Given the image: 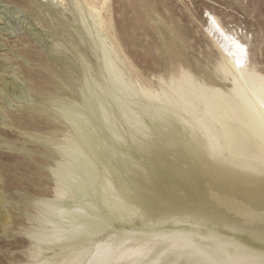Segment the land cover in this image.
I'll use <instances>...</instances> for the list:
<instances>
[{
	"label": "bare ground",
	"instance_id": "6f19581e",
	"mask_svg": "<svg viewBox=\"0 0 264 264\" xmlns=\"http://www.w3.org/2000/svg\"><path fill=\"white\" fill-rule=\"evenodd\" d=\"M112 1H18L31 11L25 31L46 53L56 56L63 53L61 42L71 44L79 70L75 80L83 81L70 87L76 100L51 97L53 81L67 74L53 69L43 53L35 59L28 41L20 47L32 64L27 70L18 72L0 60V145L11 149L17 139L32 148L15 154L18 167H30L23 185L33 188L22 194V210L1 186L0 165V242L7 239L8 247L19 250L5 259L10 264L259 261L264 258V71L250 57L247 36L242 40L238 30L207 12L204 38L215 57L192 65L184 39L163 23L159 70L143 79L120 56ZM144 1L122 0L121 21L130 12L135 25L145 27L154 10L152 1ZM66 6L74 21L68 30L54 21ZM211 17L247 46L243 69L236 68L229 55L235 49ZM3 47L0 42V52ZM33 93L38 100L19 107L25 114L7 119L4 104H23Z\"/></svg>",
	"mask_w": 264,
	"mask_h": 264
},
{
	"label": "rangeland",
	"instance_id": "374dc122",
	"mask_svg": "<svg viewBox=\"0 0 264 264\" xmlns=\"http://www.w3.org/2000/svg\"><path fill=\"white\" fill-rule=\"evenodd\" d=\"M18 1L21 0H0V29L2 31L0 33V42H2V45L4 46L2 48V51L0 52L1 55L0 60L3 63H5L7 66L11 67V69H15L18 72L22 68L27 70L32 64L29 61L28 56L20 51L21 50L20 47L22 48L28 46V44L24 41H28V43H33L30 49H32V53L34 54L35 59H39L41 56L40 53H43L44 57L48 58L49 61L51 62L52 67L54 66L53 69L56 70L58 69V71L63 70V72L64 73L66 72L67 74L68 79L65 78L63 80L59 79L53 81L52 83L53 85L49 87V92L52 93V94L50 93L51 97L58 96L61 98H69L76 100V98L72 96L71 89H75L78 83L80 84L83 80H80L79 82L75 80V76L77 75L79 70L77 68V63L75 62V56L71 53V50H69L71 49V46H69L71 44L67 42V40L61 42V50H63V53L59 52V54H57L58 56L46 53L43 50V47L40 46V44L36 43V41L34 42V37L31 36L30 34L28 35L27 31H25L28 30V28H30V23L32 21V18L30 17L31 11L28 8H25L22 5L18 4ZM32 1L37 2L40 0H32ZM42 1L44 2L46 0H42ZM148 1L153 2L152 8L154 10V13L152 17L145 18V21L143 23L145 24V27L140 25H135L133 21L134 16L130 12H125L124 13L125 22L121 21L120 14L119 12H117V9L119 8V4L122 2V0L112 1V8L114 10L113 18L116 23V30L118 32V38H119L118 46H119L120 56L131 66L132 70L136 68L138 72H140L143 79L150 78L151 74H155L159 70V61H161L163 57L161 50V45H162L161 34L166 33V31L163 29V25H164L163 23L169 24L184 39L185 41L184 44H186L184 51L187 54V57L192 65H194L197 60L201 61L207 59L212 61L214 59L215 53L209 47L206 39L204 38L207 12H210L211 14L217 16L224 24V26L230 29L238 30L237 31L239 33L238 36L242 40H245L244 37L247 36V41L249 44L248 48L250 50V57L253 58V60L257 63L259 69L264 71V0H148ZM141 2L142 4H145L144 0H141ZM61 12L63 15L60 18H54V21L57 24L59 23L62 25L65 24L64 27L67 30L68 28L72 29L71 23L74 22L72 17V10L69 8V6H66V9L61 10ZM140 16L144 18V15L142 13H140ZM150 18L151 19L154 18V19L150 20ZM61 19L63 20L65 19V21L66 19L68 20L65 22ZM44 22L43 23L41 22L40 25H38L37 31L39 30L42 33L41 29L39 28H41L40 26L44 24ZM68 23H70V25ZM34 28L36 27H31V30ZM158 29L160 31H158ZM64 43H66V46ZM2 59H4V61ZM35 70L38 69L35 68ZM70 87L73 88L70 89ZM38 96H39L38 94L33 93V97H31L29 101L24 102L23 104H15V103L12 104L6 102L4 106L6 105L5 110L7 111V119L13 116L17 117V116H21V114L22 115L25 114V112H22V109L24 108H19V107H21L22 105H23L22 107H26L27 105H32L34 102L38 100L37 99ZM6 107H8L9 109ZM55 108L56 107L52 106L53 110ZM51 111H49V114L51 115L52 120H54V114H52L53 111L52 113ZM14 139L13 140L10 139V140L14 141ZM2 145L3 146L0 145V153H1L0 165L4 170L5 177L3 179L4 180L3 185L1 184L0 185L2 187H6L9 190L8 192H6L7 193L6 195L8 197L9 196L11 197L12 195L11 198L9 197L11 203L16 204V206L18 205L17 207H19V209L22 210L23 205L26 202V199L22 197V194L24 193H27L29 195L32 194L33 188L31 187L32 188L31 189L30 186L23 185L24 184L23 182L27 180L28 177L27 172L30 171L29 170L30 167H28L27 169L25 168L26 169L25 171H24V167H22L23 165L22 166L20 165L21 168L18 167L19 164L17 162L18 161L20 162L21 159L16 158L15 154H17V152L24 154L27 151L32 150V148L28 147L29 148L28 149L27 147H22L21 141L17 139H15V146L13 144H9L10 145L9 147H11V149L7 148L8 145L5 144ZM14 149L16 151H13ZM26 149L28 150L26 151ZM35 152H32V156L39 157L38 152L36 154ZM30 166L32 170L34 171L37 170L36 167L37 165L35 163L33 165L31 164ZM16 167H18L19 169L13 170ZM6 168L9 171H7ZM44 178L46 181L47 179L46 174L43 175L41 180L44 181ZM17 180L22 182V186L18 187L14 183ZM4 240L5 241L0 242V264H10V262L7 259H5L6 257H8L7 252L9 254H16L18 253L19 250L14 249L12 247H8L7 239ZM8 240L11 241V238Z\"/></svg>",
	"mask_w": 264,
	"mask_h": 264
},
{
	"label": "snow or ice",
	"instance_id": "6c2138e0",
	"mask_svg": "<svg viewBox=\"0 0 264 264\" xmlns=\"http://www.w3.org/2000/svg\"><path fill=\"white\" fill-rule=\"evenodd\" d=\"M212 24L220 31L221 35L224 36L225 40H230L231 45L234 47V52H229V55L235 57L234 63L237 69H243L245 65L248 63V48L245 44L240 43L235 38H231L227 33H224L222 29H220L218 23L215 20V17H211ZM264 107V104H262ZM251 264H264V258H261L259 261L253 260Z\"/></svg>",
	"mask_w": 264,
	"mask_h": 264
}]
</instances>
